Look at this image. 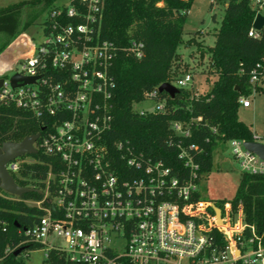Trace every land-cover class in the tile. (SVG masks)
Listing matches in <instances>:
<instances>
[{"label":"built area","instance_id":"2783aa9c","mask_svg":"<svg viewBox=\"0 0 264 264\" xmlns=\"http://www.w3.org/2000/svg\"><path fill=\"white\" fill-rule=\"evenodd\" d=\"M79 3L83 13L73 5L66 11L68 16L81 15L70 17L80 22L66 23L57 17L60 9L52 10L35 25L43 39L35 43L19 33L8 47L11 56L0 64V104L48 118L45 133L33 146L52 156L44 179L30 187L39 197L25 200L42 213L33 226L19 231L26 239L15 248L28 242L43 248L44 257L53 250L72 264H264V231L245 222L241 202L219 206L195 197L201 178L190 152L198 149L195 144H177L187 168V175L179 178L161 161L127 144L115 142L110 150L104 143L112 122L109 67L116 48L99 37L103 0ZM251 6L254 16L247 34L260 38L264 22L259 30L252 22L256 14L264 16V0H251ZM141 47L131 41L128 51L140 58ZM13 74L35 80L13 87ZM263 77L264 48L249 72L250 92L238 98L240 106H249L248 97ZM191 80L186 72L169 83L186 88ZM157 88L144 93V100L155 102L154 109H141L140 114L164 110ZM170 127L175 135L189 133L187 123L173 121ZM226 142L241 172L264 175V159L245 148L247 141ZM248 142L264 146V135L253 132ZM23 156L6 164L10 175L21 163L34 161ZM212 205L219 209L220 220Z\"/></svg>","mask_w":264,"mask_h":264},{"label":"trees","instance_id":"16d2710c","mask_svg":"<svg viewBox=\"0 0 264 264\" xmlns=\"http://www.w3.org/2000/svg\"><path fill=\"white\" fill-rule=\"evenodd\" d=\"M213 2L223 5V14L213 32L214 43L208 46L193 38L182 37L192 0H103L99 37L116 48L109 67L114 81L112 122L103 139L110 150L115 142H122L145 157L161 161L173 175L183 178L187 168L178 157L177 144L187 146L192 143L198 147L190 152L198 163L201 177L212 166V153L217 143L232 138L252 140L253 132L238 119V98L250 92L249 72L260 62L264 36L253 38L247 34L254 16L251 0ZM69 5L79 13L84 12L79 0H70ZM67 7L57 5L56 0H23L1 8L0 52L19 33L25 32L28 25L45 21L52 10L60 9L57 17H62L66 23L80 22L70 17L81 15L68 16ZM131 41L142 44L140 58L128 51ZM191 43L201 54L207 52L213 73L208 90L195 94L188 88H177L173 96L158 92V99L165 100L163 111L140 114L133 110L134 103L144 100V93L172 80L170 69L179 59L178 47L182 44L189 47ZM260 82L264 83V77ZM260 90V85H256V91ZM47 119L13 104H0V145L4 141H20L35 133L40 137L48 127L44 123ZM173 121L187 123L188 135H175L170 127ZM24 157L34 161L21 163L18 170L11 173L12 178L24 187L39 184L38 180L44 179L50 170L52 156L38 151ZM38 197V193L32 191L18 198L0 189V264H23L18 256L25 253V249L38 248L28 242L15 248L26 239L19 231L33 226L42 213L25 200ZM195 197H199L198 193ZM238 202L242 204L245 222L264 231V175L240 173L232 206L236 207ZM18 249L19 253L14 256L13 252ZM45 262L72 264L53 250L47 253Z\"/></svg>","mask_w":264,"mask_h":264},{"label":"rangeland","instance_id":"374dc122","mask_svg":"<svg viewBox=\"0 0 264 264\" xmlns=\"http://www.w3.org/2000/svg\"><path fill=\"white\" fill-rule=\"evenodd\" d=\"M13 1L16 0H0V9L9 6ZM69 1L56 0V4L69 6ZM210 2H212L211 7ZM222 14V4L215 3L213 0H192L183 24V39L193 38L203 45H212L215 39L213 32L218 27ZM36 24L28 25L25 33L35 43H38L43 39V33L40 28L35 26ZM10 44L5 49H8ZM2 52H0V64L7 57ZM177 52L179 59L172 64L169 77L173 80L175 77L188 72L192 75V80L186 88L192 90L195 94L207 91L213 78L207 52L204 51L201 54L193 43L189 47H184L183 44L180 45ZM10 74L12 72H8L7 75ZM260 87V91L248 97V107L239 106L237 115L238 119L245 123L252 132L262 136L264 135V83H260ZM154 105V101L143 100L134 103L132 109L136 111L141 109L152 110ZM240 173L239 163L231 154L230 144L227 142L217 143L212 153V166L208 172L201 176L196 187L199 198L213 201L219 206H221V202L231 201ZM18 259L23 264H48L45 262L44 251L41 247L21 253Z\"/></svg>","mask_w":264,"mask_h":264},{"label":"water","instance_id":"95a60500","mask_svg":"<svg viewBox=\"0 0 264 264\" xmlns=\"http://www.w3.org/2000/svg\"><path fill=\"white\" fill-rule=\"evenodd\" d=\"M264 22V16L260 14H256L254 17V20L252 22V26L259 30L262 27V24ZM12 50L5 49L3 52L7 55V57H10L12 54ZM2 52V53H3ZM10 84L11 86H17V82L20 81V84H27L32 83L35 80V77H24L19 74H13L10 77ZM3 79L0 77V86L2 85ZM158 92H167L170 96H173L175 92H177V88L169 83V82H163L161 83L158 88ZM43 130V128H41ZM39 136V133L31 134L25 136L20 141H4L0 145V189L8 194H11L13 196H16L18 198H21L23 194L35 191L34 189L30 187H24L16 184L12 176L9 174V172L6 169V164L9 161H12L16 157H21L25 154H36V149L34 148L33 144L37 140ZM244 146L247 150L256 153L258 156L264 159V146L259 143L254 142H245ZM38 192V191H36ZM212 210L214 211V214L216 215L217 219H219V209L212 205ZM20 249L13 252V255L16 256L19 253Z\"/></svg>","mask_w":264,"mask_h":264},{"label":"crops","instance_id":"0c3cea01","mask_svg":"<svg viewBox=\"0 0 264 264\" xmlns=\"http://www.w3.org/2000/svg\"><path fill=\"white\" fill-rule=\"evenodd\" d=\"M19 1H23V0H16V1L11 2L10 4H13V3H16V2H19Z\"/></svg>","mask_w":264,"mask_h":264}]
</instances>
